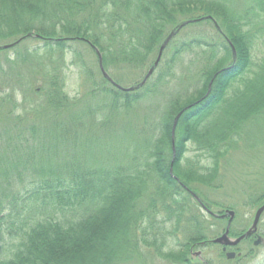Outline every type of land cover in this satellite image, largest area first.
I'll return each mask as SVG.
<instances>
[{
  "label": "trees",
  "instance_id": "obj_1",
  "mask_svg": "<svg viewBox=\"0 0 264 264\" xmlns=\"http://www.w3.org/2000/svg\"><path fill=\"white\" fill-rule=\"evenodd\" d=\"M189 19L197 22L186 40L179 44L174 36L137 91L119 90L102 75L100 81L93 78L88 50L96 65L98 50L104 69L118 59L137 67L140 60L157 55L165 36ZM27 33L38 42L25 51L13 45L9 58L11 48H0L5 51L0 92L6 93L0 114L7 122L0 125V153L11 158L0 160V264H204L193 250L201 242L212 243L205 228L220 218L201 205L211 211L219 207L217 214L233 208L200 189L220 187L222 162L239 148L256 150L259 145L250 129L264 113V56L256 62L252 56L256 45H264V0H0V42ZM134 34L136 40L129 39ZM173 48L174 57L167 58ZM194 49L206 60L198 93L172 100L158 122L159 135L144 137V150L137 144L120 158L109 160L104 153L90 163L91 143L80 141L82 131L112 129L114 120L152 94L153 81L167 82L181 54ZM66 61L79 69L84 82L93 80L77 108L64 90ZM233 83L244 86L228 96ZM209 84L210 92L202 98ZM18 93L25 103L41 98L31 115L46 118L44 128L23 124L28 116L17 115L12 122L3 114L26 109L15 104ZM224 105L231 107L207 127L211 111ZM181 110L172 144L173 122ZM84 114L92 117L83 121ZM73 136L71 153L56 164L49 161L57 155L54 148H69L64 142ZM189 145L194 156L185 158ZM245 185L248 203L262 204L264 172ZM245 230L231 226L229 235Z\"/></svg>",
  "mask_w": 264,
  "mask_h": 264
},
{
  "label": "rangeland",
  "instance_id": "obj_2",
  "mask_svg": "<svg viewBox=\"0 0 264 264\" xmlns=\"http://www.w3.org/2000/svg\"><path fill=\"white\" fill-rule=\"evenodd\" d=\"M186 21L188 22L178 30V32H180L175 36L177 41L180 40L179 44L186 40V33L189 32L190 29L195 25V22H197V20L193 19H189ZM203 28L207 30L206 26H204ZM29 34L30 33H27L21 36L14 42H0V48L6 49L5 47L3 48L2 45L8 44H12L14 46L21 45V48L23 49V51H25V47L27 45L38 42V38H35L34 35ZM166 37L167 36H165V38ZM129 39L136 40L135 34L134 36H129ZM73 45H76L77 48L79 46L78 43H73ZM9 48L11 49L7 50V53L9 55V58H11L13 56L14 48L13 46ZM174 48L167 51V58L174 57V54H172L174 52ZM4 52L5 51L0 50V62L4 60ZM88 53L91 54L90 56L87 55V57L91 60L90 62H88L89 64L91 63V66L89 67L92 71L95 72L93 78L96 81H100L102 75L106 80H108L111 85L115 87L116 84L122 87L134 86L136 84H139L145 77L147 70L150 68V66L153 65L154 61L157 58V55L152 54L144 61L140 60L139 63H142L137 67L136 62L126 63L123 62L122 59L114 60L112 61V63L110 62V65L108 67H106L105 69L103 68L111 78L110 80L104 76L99 63H97V65L96 61L94 63V56L92 52L88 50ZM263 56L264 45H256L252 56L253 61L256 62ZM66 63L68 64V66L66 67L67 70L64 74V90L71 100L76 101L75 107L77 108L81 104L82 95H86L88 93L91 82L93 80L84 82L83 77L78 73L79 69L71 66L68 61H66ZM203 63L206 64V60H201V53L199 49H194L193 52L186 51L182 53L181 56L177 59L175 67L173 68V77L170 78L167 82L163 78L153 81L152 84L154 85V90L152 94L144 100H139V103H137L135 106L133 105L132 111L129 114L122 115L118 119L114 120V127L112 129L107 128L103 133H93L94 131H89L88 128L84 129L82 131L83 135H80L79 139L82 142L91 143L88 150V161L94 164L99 158H103L104 153H107L109 160L120 158L125 151L137 144L139 145V151L144 150L141 145V143L145 144L146 138L144 137H156L157 135H159L158 122L160 121V118L164 114L166 108L168 110L171 107L170 104H172V100H181L182 98H188V96H194L202 88L203 81L202 78L199 80V76L203 69V67L201 66L203 65ZM158 64L156 65V67L158 66ZM2 66H4V63H2ZM251 69L254 72L255 68L252 67ZM247 75L248 77H252L251 73H248ZM155 78L156 76L154 74L152 79ZM138 79L139 83H136L135 81ZM111 81H114L116 84ZM108 82L104 83L106 89H108L110 86ZM243 86L244 85L242 83H233L231 88L227 90V95H233V91L235 89L241 91ZM138 89L140 88L138 87L128 92H134ZM206 89L208 90V88ZM2 95H6V93L0 92V98L4 99ZM33 98L35 99L29 100L25 103L23 102L21 94L18 93L17 98H14L16 100L15 104L18 103L22 105V107H26V109L17 107L9 114H3L7 115L9 121L12 122H15V118L17 115H19L20 117L21 115H23L24 117L28 116L27 122H22L23 124H34L38 128H44V125L48 123L47 119L41 115H39L38 117H34L31 115L37 110V105L42 103L43 101L39 96H33ZM107 98L108 100L110 99L109 96H107ZM184 99L182 102L185 101ZM5 101L8 103V106L12 103L7 100ZM229 107L231 106L224 105L218 108L216 111L214 110V112L211 111L212 116L207 120V122H205L207 127L216 122V120L221 117V114ZM2 109L3 103L2 100H0V112L2 111ZM90 117L92 116H90L89 114L82 115L83 121ZM3 118L4 117H1L0 114V125L7 123L3 121ZM144 131L151 134L148 135V133ZM250 132L251 136H254L252 141L259 144L258 146H256V150L247 149L249 148V145L245 146V148H239L232 155H230V159L227 163L222 162L221 173L217 180V183L220 184V187L213 190L206 188L200 189L204 194L208 196V198L222 204L223 207L231 205L234 210V218L232 220L231 226H234L238 229H247L253 219V215L256 210V206H251L248 203L250 193L248 195V193H246L244 190L242 191V185L246 184V187L249 183L252 182L253 178L264 172V113H262L261 118L257 119L255 123L252 124ZM64 143L65 146H68L69 148H54L57 155H55V157L49 155V161H51L53 164H56L57 161H61L64 153H71L70 150H72V146L74 144V136ZM25 153L30 157L31 150H27ZM184 156L185 158H192L194 156V152L193 150H191L190 145L188 146V151ZM10 159L11 158L9 155L0 153V160L9 161ZM42 161L48 160L45 157H42ZM3 163L4 162L2 161L0 162L1 165ZM202 163L208 164L207 160H202L201 164ZM184 164L185 160L182 161L183 166ZM218 209L219 207H214L212 209L213 213H216ZM226 222L227 216L223 217V219H217L213 221L214 226L210 225L209 228H205V230L209 229V237L215 238L219 236L224 231ZM256 233L261 236V242L257 245H254L253 236L241 240L236 246L233 247V250L235 251V256L233 258L229 259L220 256V252L222 251L221 245L214 244L213 242L207 245H205L206 243L197 245L194 248L193 252L200 251V254L193 255L200 261H203L204 264L206 261L208 264H264V211L260 216ZM155 264L173 263L163 260H156Z\"/></svg>",
  "mask_w": 264,
  "mask_h": 264
},
{
  "label": "water",
  "instance_id": "obj_3",
  "mask_svg": "<svg viewBox=\"0 0 264 264\" xmlns=\"http://www.w3.org/2000/svg\"><path fill=\"white\" fill-rule=\"evenodd\" d=\"M188 21H183L181 22L178 26H177V29L176 30H172L168 35L167 37L164 39V41L162 42V44L160 45V48H159V52H158V55H157V58L156 60L154 61L153 65L147 70V73L145 75V77L143 78V80L139 83V84H136L134 86H128V87H122V86H119L117 85L114 81H111V82H114V84H116V87L123 90V91H132L140 86H142L143 84H145V82L147 81L148 77L153 73L156 65L158 64V62L160 61L161 59V55H162V52L164 50V48L167 46L168 42L170 41V39L176 34V32L184 25L186 24ZM19 41V40H18ZM13 46L12 44H8V45H2V47L4 48H9ZM233 48V47H232ZM97 51V54H98V57H99V66L104 74V76L108 79L111 80V78L108 76V74L104 71L103 67H102V58H101V55L99 54L98 50L95 49ZM234 50V49H233ZM182 111L179 112L177 114V116L175 117L174 119V124H173V127H172V144L174 143V130H175V126H176V121L177 119L179 118V116L181 115ZM174 160V156L172 158L171 161ZM169 173L171 176L174 177V175L172 174V166H170V170H169ZM194 198L200 202V199L198 196H196L195 194H193ZM202 207L204 208V210L208 211L211 213V211H209L203 204H202ZM264 211V202L255 210L254 212V216H253V219H252V222H251V225L247 228V230L245 232H243L242 234H240L239 236L237 237H231L229 236V228H230V224H231V221L233 219V216H234V211L233 210H226L225 213L223 214H214L215 216H218L220 218H223L225 216H228V220H227V224H226V227L223 231V233H221L219 236L213 238L212 242L213 243H216V244H219V245H222L223 246V250H225V248L227 246L229 247H234L236 246L241 240L243 239H246L248 238L249 236H251L252 234H254L256 231H257V225H258V222H259V219H260V216L261 214L263 213ZM213 214V213H211ZM262 238L260 236H258L253 244L254 245H257L261 242ZM200 254V251L196 252V255H199ZM226 258H233L235 256V252L234 251H228L226 252L225 254Z\"/></svg>",
  "mask_w": 264,
  "mask_h": 264
},
{
  "label": "flooded vegetation",
  "instance_id": "obj_4",
  "mask_svg": "<svg viewBox=\"0 0 264 264\" xmlns=\"http://www.w3.org/2000/svg\"><path fill=\"white\" fill-rule=\"evenodd\" d=\"M227 219H228V218H227ZM249 226H250V225H249ZM249 226H248V227H249ZM248 227H247V228H248ZM257 228H258V226H257ZM252 236L254 237V239H253V241H254V240H255L258 236H260V235H258V234L255 232L253 235H251V237H252ZM221 248H222V250H223V247H221ZM225 251L228 252V251H234V250H233V247H226V248H225Z\"/></svg>",
  "mask_w": 264,
  "mask_h": 264
}]
</instances>
